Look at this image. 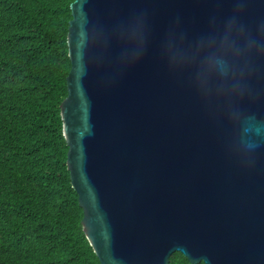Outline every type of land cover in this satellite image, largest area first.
I'll return each instance as SVG.
<instances>
[{"label": "water", "instance_id": "obj_1", "mask_svg": "<svg viewBox=\"0 0 264 264\" xmlns=\"http://www.w3.org/2000/svg\"><path fill=\"white\" fill-rule=\"evenodd\" d=\"M61 103L67 168L101 264H264V142L206 112L158 55L177 18L190 34L233 0H74ZM249 24L264 0H246ZM148 30V51L128 41ZM264 115V104L258 106Z\"/></svg>", "mask_w": 264, "mask_h": 264}, {"label": "trees", "instance_id": "obj_2", "mask_svg": "<svg viewBox=\"0 0 264 264\" xmlns=\"http://www.w3.org/2000/svg\"><path fill=\"white\" fill-rule=\"evenodd\" d=\"M73 1L0 0V264H101L61 117ZM170 264L194 263L176 251Z\"/></svg>", "mask_w": 264, "mask_h": 264}, {"label": "clouds", "instance_id": "obj_3", "mask_svg": "<svg viewBox=\"0 0 264 264\" xmlns=\"http://www.w3.org/2000/svg\"><path fill=\"white\" fill-rule=\"evenodd\" d=\"M227 14H213L207 26L190 34L180 24L169 27L159 40L158 55L200 106L239 128L244 146L253 151L264 142V19L249 24L240 14L246 0H233ZM141 40L130 39L129 58L139 63L148 51V30Z\"/></svg>", "mask_w": 264, "mask_h": 264}]
</instances>
